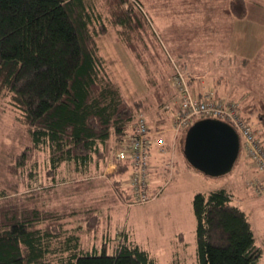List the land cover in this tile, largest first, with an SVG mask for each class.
Instances as JSON below:
<instances>
[{"label": "trees", "instance_id": "obj_1", "mask_svg": "<svg viewBox=\"0 0 264 264\" xmlns=\"http://www.w3.org/2000/svg\"><path fill=\"white\" fill-rule=\"evenodd\" d=\"M150 6V0H0V106L9 101L18 111L30 141L12 156L9 170L32 188L0 187V264H159L130 236L85 248L82 234L98 235L103 222L96 208H42L31 197L39 195L33 189L41 185L43 163L54 180L63 163L87 175L106 159L111 141L124 147L144 116L147 101L124 95L100 40L116 30L139 64L148 65L167 49L155 37ZM226 10L247 17L244 0H232ZM168 93L163 83L154 95L162 101ZM259 109L264 127V97ZM117 164L115 174L129 168ZM193 211L198 264H262L251 221L229 190L195 194Z\"/></svg>", "mask_w": 264, "mask_h": 264}, {"label": "rangeland", "instance_id": "obj_2", "mask_svg": "<svg viewBox=\"0 0 264 264\" xmlns=\"http://www.w3.org/2000/svg\"><path fill=\"white\" fill-rule=\"evenodd\" d=\"M231 1L186 0L182 5V0H150L154 5L149 15L155 37L167 49L160 48L148 65L139 64L116 30L101 38L113 80L127 97L147 101V110L142 113L153 131H160L156 138L164 137L166 149L160 152L158 145L153 149L150 192L161 191L156 199L144 204L134 202L131 188L124 182L129 177L128 168L124 174H115L120 164L113 166L117 150L114 141L108 144L106 159L93 165L87 175L63 163L54 180L48 175L49 164L39 167L42 182L33 189L39 195H31L38 206L57 210L96 208L100 213L103 222L99 234L85 231L81 236L85 248H101L104 241H113L112 237L116 238L114 245L118 238L122 241L130 236L159 264H171L175 259L198 264L194 196L225 188L247 213L264 264V192L255 189V185L264 183V171L257 169L249 150L242 147L231 172L208 176L189 166L183 151L188 129L202 118L195 117L188 126L175 128L181 107L177 77L182 73L196 97L236 103L241 119L252 126L257 145L264 148V127L258 118L264 97V0H244V19L228 13ZM163 83L169 93L159 101L154 92ZM18 115L9 101L0 106V187L26 193L32 188L19 183L9 170L12 156L30 143ZM74 216L70 218L80 219ZM112 249L109 245L108 252Z\"/></svg>", "mask_w": 264, "mask_h": 264}, {"label": "built area", "instance_id": "obj_3", "mask_svg": "<svg viewBox=\"0 0 264 264\" xmlns=\"http://www.w3.org/2000/svg\"><path fill=\"white\" fill-rule=\"evenodd\" d=\"M174 60V59H173ZM181 107L176 115L175 128L188 126L193 118H217L232 125L239 133L242 147H246L257 165V169L264 171V148L259 147L254 138L252 126L241 119L238 106L233 102H220L211 97H196L191 91L185 76L180 73L177 77ZM215 101V102H214ZM178 127V128H177ZM159 130L153 131L150 123L142 114L138 117L132 134L125 140L124 147L114 153V168L118 162L129 166V177L124 181L132 190L134 202L141 204L156 199L161 190L150 192L149 170L151 156L156 145L160 152H165L164 137H157ZM249 155V156H250ZM248 156V157H249ZM260 193L264 192V183L255 185Z\"/></svg>", "mask_w": 264, "mask_h": 264}, {"label": "water", "instance_id": "obj_4", "mask_svg": "<svg viewBox=\"0 0 264 264\" xmlns=\"http://www.w3.org/2000/svg\"><path fill=\"white\" fill-rule=\"evenodd\" d=\"M241 150L238 131L217 118H202L188 129L184 154L188 162L202 173L219 177L232 171Z\"/></svg>", "mask_w": 264, "mask_h": 264}]
</instances>
